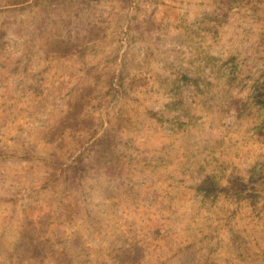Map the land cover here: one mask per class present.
<instances>
[{
    "label": "rangeland",
    "instance_id": "1",
    "mask_svg": "<svg viewBox=\"0 0 264 264\" xmlns=\"http://www.w3.org/2000/svg\"><path fill=\"white\" fill-rule=\"evenodd\" d=\"M0 264H264V0H0Z\"/></svg>",
    "mask_w": 264,
    "mask_h": 264
},
{
    "label": "trees",
    "instance_id": "2",
    "mask_svg": "<svg viewBox=\"0 0 264 264\" xmlns=\"http://www.w3.org/2000/svg\"><path fill=\"white\" fill-rule=\"evenodd\" d=\"M204 185L207 186L206 188H207V189H210V190H211L212 187H213V186H212V182H210V183H209V182H208V183H205ZM242 185H243V184H242ZM234 189H235L234 191H235V193H237V195L240 194V192H241V191H240V189H241L240 187H239V188H238V187H234Z\"/></svg>",
    "mask_w": 264,
    "mask_h": 264
}]
</instances>
